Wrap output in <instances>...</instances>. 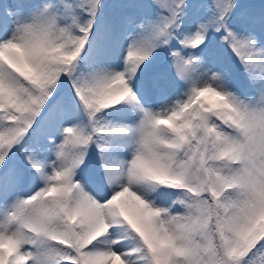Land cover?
<instances>
[{"label": "snow or ice", "instance_id": "snow-or-ice-1", "mask_svg": "<svg viewBox=\"0 0 264 264\" xmlns=\"http://www.w3.org/2000/svg\"><path fill=\"white\" fill-rule=\"evenodd\" d=\"M0 264H264V0H0Z\"/></svg>", "mask_w": 264, "mask_h": 264}]
</instances>
